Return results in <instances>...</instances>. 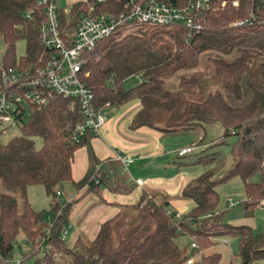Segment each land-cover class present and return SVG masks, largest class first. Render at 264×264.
Here are the masks:
<instances>
[{
	"label": "trees",
	"instance_id": "trees-1",
	"mask_svg": "<svg viewBox=\"0 0 264 264\" xmlns=\"http://www.w3.org/2000/svg\"><path fill=\"white\" fill-rule=\"evenodd\" d=\"M160 1L174 7L188 2ZM125 3L105 0L95 5L93 0H83L73 3L67 15L57 9L60 29L72 36L90 7L94 14L116 15ZM201 15V30L190 34L180 25L137 24L134 30L118 26L86 55L78 77L97 112L139 102L131 131L197 133L219 124L222 136L207 144L225 145L233 138L231 165L216 176L218 153L205 149L197 157L204 171L181 193L192 201L190 211L179 215L163 198L142 192L136 205L123 207L100 224L92 242L79 239L68 248L62 232L74 202L61 201L64 185L97 197L103 189L127 194L131 187L118 161L100 162L95 157L91 131L73 140L75 127L83 121L78 100L54 96L42 107L21 104L12 123L0 121V136L12 125L19 129L18 136L0 143V264L12 258L20 233L29 248L21 254L20 264L30 260L31 264H59L63 259L70 264H186L195 255L192 243L201 253L200 264H220L219 253L205 252L223 237H234L238 243L237 254L228 264L264 261V232L224 224L223 212L216 210L217 187L233 178L243 183L245 215L264 207V0H209ZM44 21L45 7L38 0H0V44L4 46L0 76L9 68L42 65L48 57L39 36ZM19 40L25 42V55L17 58ZM233 54V59H225ZM187 71L192 74L167 84ZM133 76H140V83L125 89L123 83ZM3 90L0 82V93ZM35 139L41 141L40 147ZM81 147L87 150L89 166L84 177L74 182L71 164ZM256 174L260 182L251 183ZM33 186L43 187L50 198L49 226L43 212L28 200L27 189Z\"/></svg>",
	"mask_w": 264,
	"mask_h": 264
},
{
	"label": "built area",
	"instance_id": "built-area-1",
	"mask_svg": "<svg viewBox=\"0 0 264 264\" xmlns=\"http://www.w3.org/2000/svg\"><path fill=\"white\" fill-rule=\"evenodd\" d=\"M54 1L38 0V4L45 7V21L39 28V36L48 57L38 67L9 68L1 72L0 82L4 90L0 93V121L12 123L13 114L24 103L42 107L54 96L78 100L83 121L75 127V142L86 131L98 136L105 124L101 113L91 104V94L78 77L86 55L94 51L97 42L110 36L120 25L129 29L137 24L180 25L190 34L201 30V14L209 8V0H188L183 7H174L160 0H125L124 9L116 15L94 14L90 7L87 14L80 16L74 35L69 36L63 35L60 29ZM104 2L93 0L95 5ZM193 150V146L186 147L178 152V156L191 154ZM115 160L120 163L123 173L133 163L129 156L117 155ZM135 183L141 185L142 181L136 180ZM228 203L232 205L231 200ZM62 234L65 236L66 230ZM190 249L195 255L186 264H200L201 253L197 245L192 243ZM6 264L16 263L7 259Z\"/></svg>",
	"mask_w": 264,
	"mask_h": 264
},
{
	"label": "crops",
	"instance_id": "crops-1",
	"mask_svg": "<svg viewBox=\"0 0 264 264\" xmlns=\"http://www.w3.org/2000/svg\"><path fill=\"white\" fill-rule=\"evenodd\" d=\"M57 1L55 0V5L59 9ZM79 1L83 0H63L61 2L70 7ZM139 109L138 101H133L120 108L103 109L100 113L105 124L99 135L90 139L93 153L100 162L115 160L117 155L129 156L133 159L127 171L122 173L126 176L131 191L122 194L103 189L101 196L97 197L92 193H85V189L76 192L69 184L62 187L61 201L74 202L69 215L68 227H66L73 229L70 248L82 238L92 242L98 233L99 225L113 219L123 207L136 205L142 192L149 196L157 195L163 198L179 215L187 213L193 206L192 201L184 199L181 193L193 179L204 171L203 167L197 163V157L202 151L208 149V144L205 142L206 131L174 134H163L148 128L131 131L129 130L130 121ZM195 136L197 141L193 140ZM192 146L194 147L192 153L196 155L193 162L174 163L177 168L169 167L171 170L166 167L174 162L173 157L180 159L187 156L180 157L178 152ZM88 166L87 150L81 147L75 151L73 156L72 180L74 182L81 180ZM181 169L185 172H181ZM136 180H141V185H137ZM231 203L233 205L232 200ZM232 205L228 203V206ZM67 235L66 230L63 238ZM216 248L217 246L205 253H219Z\"/></svg>",
	"mask_w": 264,
	"mask_h": 264
},
{
	"label": "rangeland",
	"instance_id": "rangeland-1",
	"mask_svg": "<svg viewBox=\"0 0 264 264\" xmlns=\"http://www.w3.org/2000/svg\"><path fill=\"white\" fill-rule=\"evenodd\" d=\"M61 1L58 0L57 3L60 7L59 9L66 12V15L69 12V7L63 4ZM70 21V20H69ZM68 21V22H69ZM69 24V23H68ZM67 24V25H68ZM66 25V26H67ZM133 28L132 30H134ZM4 54V46L3 44H0V61L2 60ZM15 55L17 58L22 57L25 55V42L23 40H19L15 45ZM235 54L225 57L227 60L233 59ZM205 67V64L200 65L199 69L200 71H203ZM192 74V72H180L178 75L171 78L167 84H176L177 79L182 75H189ZM141 78L140 76H133L129 79H127L123 83V87L125 89H129L131 87H134L136 84L140 83ZM206 137L205 142L210 143L217 138H220L222 136L223 130L219 124L215 125H209V127H206ZM19 135V129L16 125H12L9 127L6 131L2 133L0 136V143L4 144L8 142L10 139H12L15 136ZM196 135V134H194ZM194 141H197V137L195 136ZM199 140V139H198ZM36 147L41 146V141L39 139H35ZM233 142V138H230L225 145H213L208 144V149H210V152H217L218 157L217 161L214 164V169L216 172V176L222 175L223 172L231 165L233 162V158L230 154V145ZM190 143V142H189ZM210 146V147H209ZM197 149V148H196ZM195 154L187 155L183 158L176 159V157H173V163H170L169 165H166V167L169 169H175L177 166H175L174 163H189L193 162L195 159ZM194 169V167H192ZM169 169V170H171ZM180 169V168H179ZM182 170V171H181ZM181 172H185L184 169H181ZM260 175L256 174L251 179V183H258L260 182ZM217 193H218V206L217 211H222V223L232 226H241V225H247L250 226L255 234H260L264 232V207L257 208L252 215H245L244 213V202H245V196H244V187L241 179L239 178H233L217 187ZM27 197L29 202L32 204L33 208L36 211L43 212V220L44 222L49 226L51 223V217L49 213L50 208V198L45 193L43 187L41 186H33L29 187L27 189ZM232 200L233 205L228 206V201ZM264 206V205H263ZM68 227V226H67ZM67 230V237L65 238V245L70 248V240L72 237L73 229ZM83 242L85 244H89L90 242L86 239H83ZM183 240V239H182ZM217 248L216 251L221 254V261L220 264L229 263L230 258L232 255H236L238 251V243L237 239L234 237H223L220 238L217 241ZM73 248V247H72ZM29 248L24 244V236L22 233H20L16 239V244L13 251L12 261L16 264H19L21 261V254L25 251L28 252ZM60 261V260H59ZM58 261V262H59ZM32 260L25 262L24 264H31ZM59 264H70L69 259H63L59 262ZM257 264H264V261H260Z\"/></svg>",
	"mask_w": 264,
	"mask_h": 264
}]
</instances>
